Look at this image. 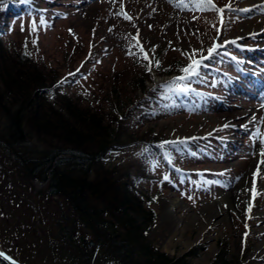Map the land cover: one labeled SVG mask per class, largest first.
Listing matches in <instances>:
<instances>
[{
  "label": "rangeland",
  "instance_id": "1",
  "mask_svg": "<svg viewBox=\"0 0 264 264\" xmlns=\"http://www.w3.org/2000/svg\"><path fill=\"white\" fill-rule=\"evenodd\" d=\"M29 2L38 10L36 19L24 16L23 10H18L8 0L0 3V12L7 11L0 42L31 53L29 56L38 67L53 68L61 77L68 76L75 66L79 67V61L85 60L81 69L83 75L66 88L74 97L87 99L91 106L104 104L108 111L124 112L144 91L172 80L175 74L168 71L189 62L182 53L206 50L213 43L220 45L217 51L226 56L227 62L217 60L214 55L204 60L206 66L201 69H206L210 63H225L224 68L235 69L228 71L231 78L222 80L211 71L215 80L200 77V82L197 81L219 88L220 97L203 108L197 103L193 108L188 109L189 105L182 109L178 100L171 102L168 112L145 125L171 140L213 136L218 138L221 149L213 155L201 150L192 154L185 165L198 176L184 178V182L179 178L177 191L164 188L156 196L152 202L156 219L149 229L142 217L135 220L142 231L147 230L154 250L170 258L186 256L188 264H213L221 254L227 264H264V250L258 248L264 242V165H260L261 172L256 177L255 188L259 195L253 199L248 191L260 160L258 140L252 137L257 127L264 131V125L259 123L264 118L261 107L264 87L262 90L253 84L241 86L245 59L244 71L264 81V0H213L221 8L231 3V10L226 8L223 13V22L215 10L201 11L190 0H185L187 8L177 7L178 0ZM122 10L132 19L116 15ZM10 18L9 26L6 20ZM137 30L140 43L153 58L151 71L147 70L148 62L132 39ZM233 40L235 44L231 43ZM75 48L79 50L76 55ZM226 50L234 53L228 51L231 53L228 56ZM155 60H159V68L155 67ZM137 78H143V88L133 82ZM224 124L231 127L216 131ZM5 126L6 118L0 111V141ZM54 143L51 139L41 141L33 137L14 150L34 156L47 151L50 156L52 151H57L51 146ZM11 158L0 146V249L22 264H69L65 247L58 252L52 245V203L38 197L47 191L48 168L41 167L40 173L28 180ZM42 171L45 172L42 174ZM221 172L224 175H218ZM204 180L219 183L204 184ZM169 201H179L172 209L178 224L176 234L164 239L169 215L163 211ZM249 203L252 205L250 213L247 212ZM105 256L106 253L98 249L96 257L86 263L110 264L111 260Z\"/></svg>",
  "mask_w": 264,
  "mask_h": 264
},
{
  "label": "trees",
  "instance_id": "2",
  "mask_svg": "<svg viewBox=\"0 0 264 264\" xmlns=\"http://www.w3.org/2000/svg\"><path fill=\"white\" fill-rule=\"evenodd\" d=\"M8 1L23 10L24 16L36 19L37 10L25 0ZM6 12H0V30ZM11 19L6 20L9 26ZM78 52L75 48L74 55ZM34 60L15 45L0 42V111L6 118L0 146L28 180L41 167L48 168L47 191L38 197L52 203L56 251L65 247L69 264H87L98 249L106 253L110 264H188L186 256L170 258L154 250L147 230H141L135 217H142L149 229L156 219L152 208L156 196L173 189L192 154L201 150L213 155L215 144L206 138L190 139L179 151L173 145L160 148L162 141L171 140L145 124L168 112L169 103L177 99L183 104L198 100L203 107L212 103L216 89L198 82L213 76L200 69L199 77L190 84L192 91L186 93L164 92L162 86L170 80L150 91L143 89L142 97L118 112L108 111L101 103L91 106L87 99L67 90L83 75L85 60L79 61V71L75 66L70 71L74 75L66 77L53 68L38 67ZM180 69L174 66L168 73L183 75ZM213 69H219L217 63ZM133 82L143 88V78ZM33 137L55 141L51 146L58 152L49 156L42 151L34 156L14 150ZM165 175L169 180H164ZM79 236L92 238L95 247H81ZM224 258L218 254L213 264H227Z\"/></svg>",
  "mask_w": 264,
  "mask_h": 264
},
{
  "label": "snow or ice",
  "instance_id": "3",
  "mask_svg": "<svg viewBox=\"0 0 264 264\" xmlns=\"http://www.w3.org/2000/svg\"><path fill=\"white\" fill-rule=\"evenodd\" d=\"M169 2H172V0H169ZM190 2L199 10H215L221 18V22H223V13L225 9L231 10L232 6L231 3L228 5H225L223 8L217 7L214 3L213 0H190ZM0 3H3V0H0ZM177 7H188V3L185 2V0H178ZM249 9H242L241 11H248ZM116 15H122L126 20H131L132 17L129 16L126 12L123 10L121 12L116 13ZM195 19V17H194ZM149 28H151V25H149ZM35 31V28L33 29ZM71 32V29L69 30ZM111 31V29H109ZM132 39L136 41L135 47H137L140 51V54L143 56V58L148 62L146 68L148 71L152 70L153 66V58L149 56V53L147 50H145V47L143 44L140 43V38H139V30H137V35L133 36ZM36 41H33L35 43ZM231 43L235 44V41H231ZM26 47V45H25ZM220 47V45L213 43L211 47L208 49H193L191 53H182L183 55H186L188 57L189 62L180 69V72L183 73V75L174 77L172 80L167 82L166 85H163L162 87L165 89L167 93H186L189 91H192L190 88V84L193 81V78H197L200 75V69L202 67H205L204 65V60L206 59H211L214 55L218 54L217 49ZM154 50V49H153ZM206 53V54H205ZM132 54V53H130ZM25 55H31L29 52H25ZM235 59V58H234ZM155 67L159 68L160 67V62L159 60H155ZM79 71V69L77 70ZM69 75H74V73H69ZM65 81H61L59 83H64ZM264 108V105L261 106ZM256 117H253V120H255ZM260 124L264 125V118H261L259 121ZM231 127L229 124H224L221 126L220 129H217L216 131H222L225 128ZM242 127H247V126H242ZM209 135H212V133H209ZM189 139H194L191 137L188 138H177L176 140H171V141H162L159 145L160 148H165L169 145L176 146V150H179L180 146L186 144V142ZM223 139V138H221ZM253 140H258L259 144V152L258 156L260 157L259 163L256 165L255 170L253 172V181L251 187L248 189V191L251 193L252 198L254 199L255 196L259 195V193L256 191L255 188V183H256V177L260 175L261 168L260 165H264V131H261L259 127L255 129V132L252 137ZM144 152H147L148 149L145 148L143 150ZM139 155V154H138ZM166 155H168L166 153ZM170 160V156H169ZM202 175V173H198ZM218 175H224L223 172L218 173ZM239 179V177H237ZM164 180H169V177L167 175L164 176ZM204 184H212V183H219V181H209V180H204ZM189 200L193 199L192 196H187ZM251 204L249 203L247 212L250 213L251 211ZM250 218V217H249ZM247 235V233H245ZM5 254L0 252V256H4ZM9 260H12L11 257H6ZM12 264H16V262L13 260Z\"/></svg>",
  "mask_w": 264,
  "mask_h": 264
},
{
  "label": "bare ground",
  "instance_id": "4",
  "mask_svg": "<svg viewBox=\"0 0 264 264\" xmlns=\"http://www.w3.org/2000/svg\"><path fill=\"white\" fill-rule=\"evenodd\" d=\"M179 201H169L165 210L163 212H166V214H168L169 216L172 217H167V228H166V232L164 233V239H166V236H173L176 234V227H177V222L173 217V208L175 207L176 203H178ZM213 217V216H212ZM164 226V225H162ZM159 244L162 245L161 241H159ZM258 248L264 250V242H262L261 244L258 245Z\"/></svg>",
  "mask_w": 264,
  "mask_h": 264
},
{
  "label": "water",
  "instance_id": "5",
  "mask_svg": "<svg viewBox=\"0 0 264 264\" xmlns=\"http://www.w3.org/2000/svg\"><path fill=\"white\" fill-rule=\"evenodd\" d=\"M79 242H80V245L84 246V243H85V240L83 237H79ZM89 247L93 246V241L91 240L89 242ZM0 252L4 253L5 255L4 256H0V261H2L4 264H12V261L14 260L16 262V264H21L20 262H18L17 260H15L14 258H12L11 256H9L8 254H6L4 251H2L0 249ZM6 257H11L12 260H9L7 259Z\"/></svg>",
  "mask_w": 264,
  "mask_h": 264
}]
</instances>
